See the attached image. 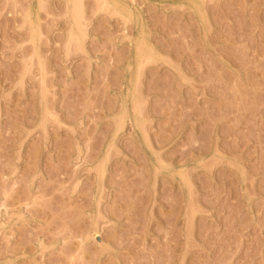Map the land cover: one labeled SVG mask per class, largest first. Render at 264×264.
I'll use <instances>...</instances> for the list:
<instances>
[{"label": "rangeland", "instance_id": "1", "mask_svg": "<svg viewBox=\"0 0 264 264\" xmlns=\"http://www.w3.org/2000/svg\"><path fill=\"white\" fill-rule=\"evenodd\" d=\"M0 264H264V0H0Z\"/></svg>", "mask_w": 264, "mask_h": 264}]
</instances>
